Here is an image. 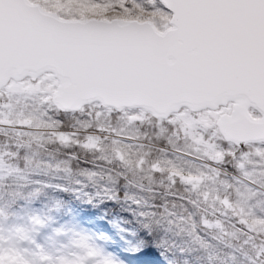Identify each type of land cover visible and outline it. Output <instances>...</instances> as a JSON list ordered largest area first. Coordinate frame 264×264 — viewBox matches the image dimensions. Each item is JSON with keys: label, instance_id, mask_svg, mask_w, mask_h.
<instances>
[{"label": "trees", "instance_id": "trees-1", "mask_svg": "<svg viewBox=\"0 0 264 264\" xmlns=\"http://www.w3.org/2000/svg\"><path fill=\"white\" fill-rule=\"evenodd\" d=\"M151 3L139 0V13ZM4 91L0 264L7 263L2 255L11 247L28 253L34 241L56 236L69 243L86 236L121 264H264V195L248 196L236 178L255 175L263 184L261 174L239 165L238 155H215L209 132L195 128L188 136L191 131L177 121L186 110L166 120L97 104L60 113L48 98L34 106L33 119L23 110L12 119ZM138 113L143 122L125 126L134 142L115 137L120 119ZM186 140L208 145L220 170L167 150ZM129 233L144 249L135 257L125 243Z\"/></svg>", "mask_w": 264, "mask_h": 264}, {"label": "water", "instance_id": "water-1", "mask_svg": "<svg viewBox=\"0 0 264 264\" xmlns=\"http://www.w3.org/2000/svg\"><path fill=\"white\" fill-rule=\"evenodd\" d=\"M24 5L0 29V90L51 75L57 86L50 102L60 113L98 104L116 113L143 111L155 120L230 103V114L216 122L224 142L264 144V38L242 37L236 50L213 57L187 41L167 42V33L150 22L119 21L98 42L106 54L90 57L31 24L33 12L51 14L27 0ZM249 110L261 118L254 120Z\"/></svg>", "mask_w": 264, "mask_h": 264}, {"label": "snow or ice", "instance_id": "snow-or-ice-1", "mask_svg": "<svg viewBox=\"0 0 264 264\" xmlns=\"http://www.w3.org/2000/svg\"><path fill=\"white\" fill-rule=\"evenodd\" d=\"M30 2L51 14L45 17L33 12L31 24L90 57L106 54L98 42L110 35L109 26L124 20L149 19L157 32L167 33V42L187 41L213 57L236 50L242 37L264 38V0H152L144 14L138 11L139 0ZM24 7V0H0V29L15 10ZM125 243L133 257L144 251L135 234L129 233Z\"/></svg>", "mask_w": 264, "mask_h": 264}, {"label": "rangeland", "instance_id": "rangeland-1", "mask_svg": "<svg viewBox=\"0 0 264 264\" xmlns=\"http://www.w3.org/2000/svg\"><path fill=\"white\" fill-rule=\"evenodd\" d=\"M43 11L46 12L45 10ZM55 87L56 82L50 76L42 77L36 83H13L6 86L4 92L7 96L8 110L12 119L17 116L19 110L26 111V116L33 119L34 116H37L34 106L39 107L46 104L47 99L55 91ZM25 93L27 94L26 96H24ZM100 114L102 116L101 112ZM142 120L143 115L141 113L134 115L126 114L120 119V127L113 134L119 139H128L125 141L127 143H133L132 138L134 137L125 131V126L131 127L135 123L140 124L143 122ZM177 121H180L181 126L184 125L185 129L187 128L191 131L187 133L188 136L193 137L195 135L194 130L197 128L195 126L198 125L199 119L193 114H181ZM193 126L194 129L192 128ZM192 142L186 140L182 144L177 145L174 142L172 146H169L170 149L167 150L174 155L186 159L188 163L193 162L202 166H209L215 171L220 170L214 165L216 158L209 153L210 147L204 143L199 144L200 142L197 140L194 143ZM236 178L243 182L242 184L247 190L246 194L248 196L259 195L263 198L264 185L258 183L255 175L250 176L245 174L242 177ZM239 198L240 194L237 192L236 200L238 202ZM223 204L228 206L227 202H223ZM235 204L238 205L237 202ZM43 241H34L31 252L23 253L11 247L2 256L7 260L6 264H121L115 257L100 251L96 243L90 241L86 236L81 241L75 240L70 243L60 236H56L53 240L45 238Z\"/></svg>", "mask_w": 264, "mask_h": 264}, {"label": "flooded vegetation", "instance_id": "flooded-vegetation-1", "mask_svg": "<svg viewBox=\"0 0 264 264\" xmlns=\"http://www.w3.org/2000/svg\"><path fill=\"white\" fill-rule=\"evenodd\" d=\"M231 111V105L219 108L215 111H206L194 115L199 119L198 125L195 126L200 128L203 132H209L212 137L216 140L215 149L213 152L221 159L235 158L236 155L239 157L238 164L247 168L250 173L258 172L261 174L264 185V144L246 145L242 148L226 143L220 137L216 128V122L222 116H228ZM254 120H258L261 116L253 110L248 111ZM201 121V122H200ZM201 124V125H200ZM194 129V126L192 127ZM218 136L220 139H217Z\"/></svg>", "mask_w": 264, "mask_h": 264}]
</instances>
